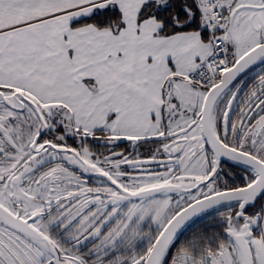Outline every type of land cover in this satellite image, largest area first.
<instances>
[{"label": "snow or ice", "instance_id": "1", "mask_svg": "<svg viewBox=\"0 0 264 264\" xmlns=\"http://www.w3.org/2000/svg\"><path fill=\"white\" fill-rule=\"evenodd\" d=\"M0 264H264V0H0Z\"/></svg>", "mask_w": 264, "mask_h": 264}]
</instances>
